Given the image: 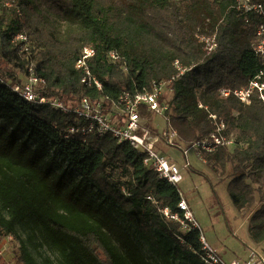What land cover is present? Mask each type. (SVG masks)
Masks as SVG:
<instances>
[{
  "label": "trees",
  "instance_id": "obj_1",
  "mask_svg": "<svg viewBox=\"0 0 264 264\" xmlns=\"http://www.w3.org/2000/svg\"><path fill=\"white\" fill-rule=\"evenodd\" d=\"M252 1L262 15L244 11L238 0H0V76L22 83L32 65L45 82L42 95L70 108L87 98L112 115L120 94L167 82L165 117L177 143L209 136V114L234 140L233 147L206 154L205 164L218 174L230 166L227 192L249 214L250 240L261 244L264 101L256 91L248 105L220 93L246 88L260 73L264 83V64L251 50L264 0ZM18 35L26 41H15ZM202 36H214L213 52H206ZM86 46L94 48L88 70L101 91L84 85L75 68ZM175 62L185 69L179 77ZM86 124L0 84V240L19 242L14 262L41 264L30 247L45 246L58 257L46 264H150L133 230L164 264H204L199 231L184 232L161 213L181 217L179 189L143 166L144 153L110 134L67 133Z\"/></svg>",
  "mask_w": 264,
  "mask_h": 264
},
{
  "label": "built area",
  "instance_id": "obj_2",
  "mask_svg": "<svg viewBox=\"0 0 264 264\" xmlns=\"http://www.w3.org/2000/svg\"><path fill=\"white\" fill-rule=\"evenodd\" d=\"M238 3V7H241L246 12L251 11L256 15L263 14L261 5L254 3L252 0H238ZM255 35L256 38L251 43V50L264 64V21L258 25ZM198 38L200 42H203L207 53L215 50L216 43L214 36H202ZM14 40L25 42L26 37L24 35H18ZM94 54L95 51L92 46L84 47L76 62L75 68L82 73L81 82L84 85L95 87V89L101 91L102 84L97 81L91 71L88 70V61ZM109 57L113 61H119V57L113 52H111V54L109 53ZM174 67L178 72L176 77H179L185 71L178 62L174 63ZM262 75L263 73H260L258 76H255L246 88L234 91L221 90L220 93L223 97L232 94L241 103L248 105L252 93L256 91L259 98L264 101V83L260 82L259 77ZM0 84L10 87L20 99L26 102L47 105L63 114L73 113L78 118L84 119L87 122L85 127L81 129L69 128L67 130L68 134L79 132L83 134L94 133L98 137L104 134H110L118 143H127L133 150L144 153L143 166L156 172L160 179L176 187L181 182L182 177L180 168L175 163L168 161L157 149L159 143H163L165 146L180 148V145L176 142V132L172 130L171 127H167L166 131L161 136L158 134L156 135V132H152L144 126L141 116L142 112L145 111L165 117L167 104L164 101L162 88L168 85L167 82L155 84L151 91H144L132 95L126 93L120 94L117 96V100L111 103L113 111L116 112L115 114L113 113V115L106 113V111H102L99 102H93L87 98H83L77 105L70 108L58 98H48L42 95L41 90L45 82L43 79L36 77L32 65H30L27 77L22 83L16 82L11 84L5 77L0 76ZM104 100H107V97H105ZM199 107L202 108V105H199ZM208 118L212 121L214 129L209 136L191 144L186 150H183L185 159L184 168L190 167L187 161V153L189 150H193L195 157L203 160L206 154L212 153L219 148L228 149L234 146V140L223 133L225 130L223 122L217 121V117L213 114H209ZM178 194L180 197L178 210L182 214L181 217H179L178 214H170L167 209L161 210V213L167 219L178 222L180 224V229L184 232L190 230L199 231V242L201 245L200 257L204 264H227L222 261L216 250L201 234L198 224L194 220L180 190ZM249 250L250 257L246 262H243V264H264V256H261L255 249L249 248ZM230 264L239 263L232 262Z\"/></svg>",
  "mask_w": 264,
  "mask_h": 264
},
{
  "label": "rangeland",
  "instance_id": "obj_3",
  "mask_svg": "<svg viewBox=\"0 0 264 264\" xmlns=\"http://www.w3.org/2000/svg\"><path fill=\"white\" fill-rule=\"evenodd\" d=\"M166 86L162 88L164 100L169 97V90ZM141 116L144 126L150 131L156 132V135L161 136L166 131L168 126L165 117L145 111L142 112ZM21 130L23 129L21 128ZM22 135V133L19 134L20 137ZM178 144L180 148L159 143L157 149L168 161L175 163L180 168L182 179L177 187L187 202L205 240L216 250L222 261L227 264L232 262L243 264V262H246L250 257L249 248L255 249L261 256H264V242L254 244L247 233L249 214L238 211L227 192V184L231 175L230 166L228 165L221 174L215 173L205 164L204 159H198L195 157L194 151L189 150L187 161L190 167L184 168L183 150H186L190 145H182L180 142ZM48 152L51 154L52 151L49 149ZM58 164L62 168L61 170H69L67 164L61 160H58ZM79 178L77 175L76 179L79 180ZM133 232V230L130 231L131 236L138 243L145 259L150 264H164L156 253ZM18 234L23 240H26L27 236L23 234L20 228ZM18 243L14 236H8L0 240V264H16L12 252ZM30 249L36 261L41 264H46L47 261L52 263L58 261L57 254L45 246L38 249L30 247ZM170 264L189 263L172 261Z\"/></svg>",
  "mask_w": 264,
  "mask_h": 264
}]
</instances>
